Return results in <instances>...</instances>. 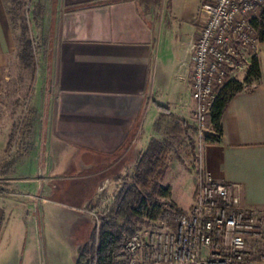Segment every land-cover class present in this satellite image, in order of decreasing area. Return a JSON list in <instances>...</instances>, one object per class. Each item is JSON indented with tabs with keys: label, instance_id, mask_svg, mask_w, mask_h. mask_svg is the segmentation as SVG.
<instances>
[{
	"label": "crops",
	"instance_id": "obj_1",
	"mask_svg": "<svg viewBox=\"0 0 264 264\" xmlns=\"http://www.w3.org/2000/svg\"><path fill=\"white\" fill-rule=\"evenodd\" d=\"M36 1L51 46L47 109L39 149L16 162L14 189L0 197V264H43L38 230L43 210L69 209L74 222L72 212L86 199L133 175L150 141L160 142L167 120L181 131L193 128L189 76L195 20L208 0ZM4 4L0 0V99L13 52ZM255 55L259 80L228 100L218 141L203 142L198 154L202 171L233 186L242 207L264 210V43ZM9 124L8 118L0 121V159ZM39 174L47 185H40ZM182 176L189 182L184 199L167 186L174 209L187 212L197 188L194 175ZM40 186L48 191L34 201ZM51 196L74 197L79 207ZM16 221L22 222L19 228Z\"/></svg>",
	"mask_w": 264,
	"mask_h": 264
},
{
	"label": "built area",
	"instance_id": "obj_2",
	"mask_svg": "<svg viewBox=\"0 0 264 264\" xmlns=\"http://www.w3.org/2000/svg\"><path fill=\"white\" fill-rule=\"evenodd\" d=\"M264 0H208L195 20L189 76L193 132H210L213 102L250 66L259 39L253 19ZM191 209H166L125 237L115 264H264V210L242 207L233 186L215 181L200 167ZM5 196L0 190V197ZM96 238L99 218L95 217Z\"/></svg>",
	"mask_w": 264,
	"mask_h": 264
},
{
	"label": "rangeland",
	"instance_id": "obj_3",
	"mask_svg": "<svg viewBox=\"0 0 264 264\" xmlns=\"http://www.w3.org/2000/svg\"><path fill=\"white\" fill-rule=\"evenodd\" d=\"M4 1L5 12L9 19V33L13 43V52L8 57L3 73L0 99V121H4L5 118L10 120L7 147L5 154L0 159V190H3L7 196L14 189V182L11 180L16 178L12 173L16 162L37 151L40 147L43 115L44 110L47 109L44 96L48 93L51 77L50 65H48V52L51 46L49 45L50 37L47 34L46 26L37 17L40 2L36 0ZM263 8L264 4L258 11V19ZM22 25L28 26V37L34 44L35 64L30 69L24 68L19 60L22 46L20 30ZM174 125V120H167L159 136L161 143L169 145L166 150L164 167L161 169L163 173L152 180V185H159L161 191L154 193L149 189L153 200L147 204L143 215L133 220L135 229L145 227L146 219L156 216L161 211L173 209L169 198L170 193L165 196L163 191V189H169L167 184L172 187L175 197L184 199L187 195L189 182L187 183L182 175L188 172L190 175H194L193 179L197 188L198 139L195 137L193 128L181 131L175 130ZM211 136L212 134L208 132L204 140ZM129 175L128 179H125L127 181L110 183L99 197L84 199V207H79L78 200L76 201L74 197L51 196L54 200L76 206L74 208L79 207V209L72 212L75 216L74 222H71L69 209L66 213L61 211L58 213L52 208L48 209V213L40 210L38 230L42 241L43 264H75L78 248L86 242L90 244L92 235L96 240L95 217H98L100 221L102 217L112 214L117 192L124 182L131 183L132 173ZM39 176L40 185H47L48 182L43 183V175L39 174ZM52 184L54 183H49L50 187ZM43 189L48 191L47 186ZM43 189L41 186L38 190L37 188L34 189V201L36 198L40 200ZM93 207H95L94 210ZM14 223H18V228L22 224V222L17 221ZM117 223L123 225L125 229L127 228L120 220H117ZM35 239L38 256L36 235ZM20 244L22 247L23 239Z\"/></svg>",
	"mask_w": 264,
	"mask_h": 264
},
{
	"label": "trees",
	"instance_id": "obj_4",
	"mask_svg": "<svg viewBox=\"0 0 264 264\" xmlns=\"http://www.w3.org/2000/svg\"><path fill=\"white\" fill-rule=\"evenodd\" d=\"M40 10L39 8L37 17L40 16ZM252 24L257 30L259 42L264 43V8L260 18L253 19ZM20 30L22 46L19 60L24 68L30 69L35 64L34 44L28 37V26L22 25ZM259 78V62L255 55L252 57L244 79L241 82H228L213 102L209 115L213 134L209 139H205V142L215 143L218 141L221 134L220 120L228 100L234 94L242 91L244 87L258 81ZM156 125L157 127L160 126V122H157ZM174 129L177 130L178 128ZM168 148L169 145L158 140L150 141L147 150L138 158L134 166L131 183L124 182L117 192L112 214L104 216L100 220L96 240L92 235L90 244L86 242L78 248L75 264H115V257L123 251L125 237L130 236L135 229L133 220L142 216L147 204L153 200L149 189L154 193L161 191L159 185H152V180L154 177L162 175L161 169L164 167ZM163 191L165 196L169 193V189H163ZM117 220H120L127 228L119 225Z\"/></svg>",
	"mask_w": 264,
	"mask_h": 264
}]
</instances>
